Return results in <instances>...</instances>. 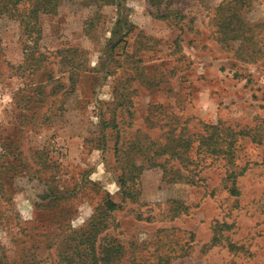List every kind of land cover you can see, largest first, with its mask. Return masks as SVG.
<instances>
[{"label":"rangeland","instance_id":"1","mask_svg":"<svg viewBox=\"0 0 264 264\" xmlns=\"http://www.w3.org/2000/svg\"><path fill=\"white\" fill-rule=\"evenodd\" d=\"M221 1L131 0L120 17L98 0H60L37 16L35 0H0V245L10 260L67 264L70 231L91 230L109 196L120 207L99 238L121 247L118 264H264V0H243L254 39L241 46L219 40ZM171 115L191 131L220 121L247 133L235 158L244 172L213 161L188 184L145 169L123 197L116 146L127 153L137 130L160 139Z\"/></svg>","mask_w":264,"mask_h":264},{"label":"trees","instance_id":"2","mask_svg":"<svg viewBox=\"0 0 264 264\" xmlns=\"http://www.w3.org/2000/svg\"><path fill=\"white\" fill-rule=\"evenodd\" d=\"M98 1L102 5H116L118 14L122 17L128 11L126 3L131 0ZM144 1L152 7H159L163 2H166V5L172 3V0ZM196 1L206 2V0ZM59 2L60 0H35L33 2V15L37 16L39 12L53 14ZM243 8V0H222L215 9L216 32L222 43L237 42L241 46L248 44L249 41L253 42L254 37L251 36V28L240 14ZM158 13V17L167 18L166 14H162L160 11ZM120 17L116 21L117 24L121 23ZM253 30H255L254 26ZM31 33L35 32L31 30L27 36L29 37ZM127 34H124L115 44L117 45L121 40L125 41L124 38ZM164 119L162 127L166 130L163 131L160 139H153L149 134L137 130L133 139L135 142L132 143L133 147L127 153L124 151L122 153L116 146L115 156L119 162H124L121 167V176L118 178L123 197L133 199L128 186L130 183H138V178L145 169H161L163 182L188 184H197L199 173L213 161L222 160L229 167L235 165L236 168L240 169L237 172L238 175L244 172L245 166L240 167L235 164L236 154L240 149L239 140L247 136L244 131L234 130L220 121L215 124L199 123L198 129L193 128L191 131L187 123L188 120H182L181 117L173 115L164 117ZM136 156L141 158V165L135 164ZM235 174L236 172L232 171L227 175L228 180L231 181L229 190L233 194L235 193ZM119 207V204L107 196L103 208L100 210L102 214L93 216L88 225L91 230L86 231L85 227L70 231L71 236L66 245L69 249H73V255H62L67 264H118L120 258L113 256V253L119 252L121 247L106 249L105 246L107 245L104 244L106 240L99 238V235L107 229L105 218H108L111 212L118 210ZM73 257L78 258V260L75 261ZM0 264H18L15 260L8 258L1 245Z\"/></svg>","mask_w":264,"mask_h":264}]
</instances>
